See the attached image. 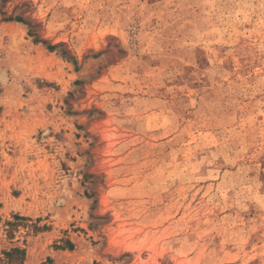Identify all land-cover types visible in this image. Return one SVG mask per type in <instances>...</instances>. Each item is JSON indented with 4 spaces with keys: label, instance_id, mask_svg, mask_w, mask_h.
<instances>
[{
    "label": "rangeland",
    "instance_id": "1",
    "mask_svg": "<svg viewBox=\"0 0 264 264\" xmlns=\"http://www.w3.org/2000/svg\"><path fill=\"white\" fill-rule=\"evenodd\" d=\"M0 264H264V0H0Z\"/></svg>",
    "mask_w": 264,
    "mask_h": 264
}]
</instances>
